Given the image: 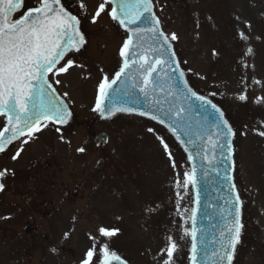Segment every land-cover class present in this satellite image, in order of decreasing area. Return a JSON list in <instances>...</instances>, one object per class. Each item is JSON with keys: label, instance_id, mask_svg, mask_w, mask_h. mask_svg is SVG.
Here are the masks:
<instances>
[{"label": "rangeland", "instance_id": "rangeland-1", "mask_svg": "<svg viewBox=\"0 0 264 264\" xmlns=\"http://www.w3.org/2000/svg\"><path fill=\"white\" fill-rule=\"evenodd\" d=\"M69 1L87 44L69 57L73 66L54 81L68 94L74 119L59 132L51 125L42 128L15 160L23 139L0 154V171L7 170L0 194V264H80L92 246L90 234L99 241L97 250L108 242L132 264H162L161 249L171 236L180 245L176 264H184L188 240L179 237L187 227L190 194L189 187L177 188L176 177H183L186 164L158 127L133 118L110 124L96 119L97 85L115 68L123 36L107 7L92 22L103 0ZM154 2L167 32L178 36L175 46L192 83L220 102L234 122L236 181L248 221L261 217L264 223V137L258 135L264 131V104L254 102L264 97V0ZM245 93L244 103L238 96ZM100 131L108 140L97 148L93 137ZM99 226L119 232L107 240ZM249 247L243 239L234 264H264V244Z\"/></svg>", "mask_w": 264, "mask_h": 264}, {"label": "snow or ice", "instance_id": "snow-or-ice-1", "mask_svg": "<svg viewBox=\"0 0 264 264\" xmlns=\"http://www.w3.org/2000/svg\"><path fill=\"white\" fill-rule=\"evenodd\" d=\"M107 6H110L108 15L125 29L127 38L119 50L122 65L114 75H103L97 85L92 110L104 119L117 113H136L142 117L150 116L162 125L166 124L177 140L192 146L185 149L190 161H195L200 156L208 165H213L217 160L216 151L220 150L223 158L221 163L224 165L223 179L229 188L228 194L223 197L224 205L219 211L223 222L219 228V239L213 237V242L218 247L211 255L216 264H232L244 227L243 202L230 174L234 169L232 137L236 133L225 119L224 111L211 99L198 94L189 86L185 70L180 67L182 62L175 59L173 42L178 40V36L176 33L168 34L160 27L161 21L153 11V0H103L92 16L93 23L105 13ZM25 7V0H0V116L6 117V124L0 130V153H4L13 141L26 137L20 149L12 156L13 160L20 156L24 144L48 126L46 122L59 125L68 122L71 112L53 87V83L59 85L60 81L57 79L50 82L49 74L66 73L74 61L68 58L63 65L61 61H65V57L73 50L79 51L86 43L80 31L81 21L66 10L61 0H32V5L27 6L26 10ZM80 7L83 8L84 5L81 4ZM17 12H21V15L14 18ZM244 23L246 28H251L250 23ZM137 24L142 26L133 27ZM238 36L242 41L248 40L244 31H238ZM252 52L251 47L247 48V54L251 55ZM58 65L61 66L57 67ZM244 67L249 65L244 64ZM253 83L259 85L261 81L253 79ZM157 93L164 95L157 98ZM62 95L66 97L68 94ZM211 95L215 96L216 93ZM238 99L246 101L247 94H240ZM254 102L264 104V97H257ZM153 110L159 114H154ZM193 115L196 117L195 131ZM56 131L59 132L60 129L57 128ZM258 135L264 137V131H259ZM182 137L188 139L185 141ZM198 141L204 143L199 144ZM103 142L106 143V138ZM160 142L171 160L168 144L163 139ZM77 151L83 153L85 148L80 147ZM172 167H177L175 161H172ZM201 168L193 163L182 178L177 175V188H196L200 183ZM215 170L219 174V169ZM6 174L7 170L0 171V178ZM203 175H209L206 169ZM4 190L5 184L0 183V192ZM195 204L197 207L192 208L189 215L191 227H185L184 234L179 239L190 237L191 264H201L203 241L199 234L203 229L197 225L199 190ZM97 231L101 237L110 240L117 235L119 229L99 226ZM68 235L65 233L66 238ZM90 239L92 246L86 251L80 264H129L116 251L110 250L108 242L102 243L97 250L98 239L91 234ZM52 250L55 251V248ZM179 252L178 242L168 236L165 247L161 249V253L166 255L162 264H176L175 257Z\"/></svg>", "mask_w": 264, "mask_h": 264}, {"label": "water", "instance_id": "water-1", "mask_svg": "<svg viewBox=\"0 0 264 264\" xmlns=\"http://www.w3.org/2000/svg\"><path fill=\"white\" fill-rule=\"evenodd\" d=\"M61 3L65 6L66 10L71 12L72 15H75L72 12V10L67 6L65 0H61ZM25 5H26V7L27 6H31L32 5V0H25ZM26 7H25V10H26ZM109 11H110V6H109ZM153 11L155 12L156 16L159 18L158 14H157V12L155 10L154 3H153ZM20 15H21V12H17L16 16L14 18H18ZM114 22L116 23L118 28L124 34V40H125L127 38V33H126L125 29L122 28L116 21H114ZM139 26H142V25H139V24L133 25V27H139ZM160 27L163 29L162 24H160ZM80 31L83 33L81 25H80ZM84 45L80 48L79 51L73 50L70 53L73 54V53L80 52L83 49ZM173 49L175 51L174 45H173ZM175 59L178 60L177 54H176ZM61 63H62V61H61ZM121 65H122V58H121L120 66ZM120 66H119V68H120ZM180 67L182 68L181 65H180ZM119 68L116 71H118ZM114 73L112 75H114ZM161 75H163V73H161ZM50 76H51V74H49V81L51 82ZM186 79L189 82V86L194 91H196L200 95H204V94L200 93L199 91H197L193 87V85L191 84V82H190V80H189L187 75H186ZM53 87H54V85H53ZM56 91H57V89H56ZM57 94H59L58 91H57ZM156 95H157V98H160L164 94L163 93H157ZM204 96H206V95H204ZM206 97H208V96H206ZM208 98L211 99L210 97H208ZM62 99L68 105V103L66 102V100L63 97H62ZM211 100L218 107H220L222 111H224L225 119H227L229 121V123L232 125V123H231L229 117L227 116L225 110L217 102H215L213 99H211ZM165 107H167V105H165ZM68 109L71 112V109H70L69 105H68ZM153 111H154V114H157V115L159 114L158 112H155V110H153ZM96 117H97L98 120H100L102 122H105V123H112L116 119L121 118V117H138V118L147 120V121L155 124L159 128H161L167 134V136L170 138V140L173 142V144L178 148L180 153L183 155V157H184V159L186 161L188 170L191 169L193 163H195L198 168H201V165H203V168H201V172L199 174L200 183L197 185L196 188H192L190 186L191 201H190V207H189L188 216H187V227H189V228L191 227V221L189 219L190 210L192 208L197 207V205L195 204V200H196L197 190H199V193H200V205H199V212L197 214V225H198V227L203 229V231L199 234V238L203 241V244L201 245L200 261H201V264H216V260H215L214 257H212L211 254H212L213 250L218 247V245L213 242V237H215L217 240L219 239V228L222 226V223H223L221 221L220 217H219V211H220L221 207L224 205L223 197L228 194V188H229V185L223 179V177H224V165H223V163H221L223 158H222V156L220 154V150L217 149V151H216L217 160L214 162L213 165H208L207 162L204 161L202 159V157H200V156H197L195 158V161H190L187 158L188 157V152L185 149H186V147L190 149L192 146L191 145L182 144L180 140H177L176 136L169 130V128L166 126V124L162 125L158 121L152 120L150 118V116H143L142 117V116H140V115H138L136 113H133V114L117 113L115 116H113V117H111L109 119H104V118H101V116H100V114L98 112H96ZM0 118H2V120H3V125H2V128H1V130H2L3 127L6 124V117L0 116ZM195 119H196V117H195V115H193V130L194 131H195V123H194ZM72 120H73V115H72V112H71V117L68 118V122L66 124H64V125L54 124L51 121H48L46 123H52L53 125H55L57 127L64 128V127H67L68 125H70ZM232 127H233V125H232ZM233 130H234V128H233ZM22 138H24V137H21L20 139H18L16 141H13V143L6 148V151L9 148L13 147ZM104 138H106V142H107V134L104 133V132L99 133L98 135H96L94 137L95 145L96 146H103L105 144V142H103ZM193 138H195V137H193ZM182 139H184L186 141L188 138L187 137H182ZM198 143L199 144H203L204 141H198ZM233 144H234V137H232V148H233L232 161H234V145ZM0 154H2V153H0ZM225 154H227V153H225ZM205 169L209 173V175H207L206 177L203 175V171ZM215 169H219V174H217V171ZM234 173H235V165H234V169L230 172V174L233 177V181H234V183L236 185L235 178H234ZM0 183H3V178H0ZM236 192L239 193L237 185H236ZM240 198H241V196H240ZM241 201H242V199H241ZM242 223H243V204H242ZM241 235H242V231H241ZM240 240H241V237H240ZM238 246H239V244L236 246L232 264H233V262L235 260V256H236V252H237ZM190 249H191V241H190V237H189L188 238L187 255H186V259H185V263L184 264H191V261L189 259L190 255H191ZM110 250H112V249H110ZM112 251H114V250H112ZM118 255H120V254H118ZM121 258L124 259L122 256H121ZM114 264H118V262H114Z\"/></svg>", "mask_w": 264, "mask_h": 264}, {"label": "flooded vegetation", "instance_id": "flooded-vegetation-1", "mask_svg": "<svg viewBox=\"0 0 264 264\" xmlns=\"http://www.w3.org/2000/svg\"><path fill=\"white\" fill-rule=\"evenodd\" d=\"M262 218H254L253 221H249L246 226V240L249 242V249L253 248L257 243L264 244V227L261 226ZM251 250V249H250Z\"/></svg>", "mask_w": 264, "mask_h": 264}]
</instances>
